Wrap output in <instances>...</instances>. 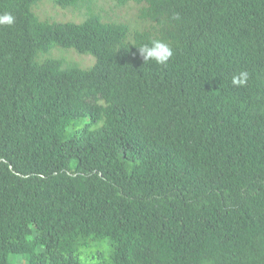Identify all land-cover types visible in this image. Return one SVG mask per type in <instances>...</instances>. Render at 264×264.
Here are the masks:
<instances>
[{"label":"trees","instance_id":"16d2710c","mask_svg":"<svg viewBox=\"0 0 264 264\" xmlns=\"http://www.w3.org/2000/svg\"><path fill=\"white\" fill-rule=\"evenodd\" d=\"M40 1L0 0V264H264V0Z\"/></svg>","mask_w":264,"mask_h":264},{"label":"rangeland","instance_id":"374dc122","mask_svg":"<svg viewBox=\"0 0 264 264\" xmlns=\"http://www.w3.org/2000/svg\"><path fill=\"white\" fill-rule=\"evenodd\" d=\"M91 7L98 12L104 20H128L136 23V7L133 3L117 5L116 0H92ZM34 10L42 18H50L58 21L84 19L88 12L87 5L78 7H61L54 0H41ZM58 54L63 56L67 62H76L83 68H87L93 63V58L89 55L78 54L72 50H62Z\"/></svg>","mask_w":264,"mask_h":264},{"label":"clouds","instance_id":"9594fccd","mask_svg":"<svg viewBox=\"0 0 264 264\" xmlns=\"http://www.w3.org/2000/svg\"><path fill=\"white\" fill-rule=\"evenodd\" d=\"M15 22V17L10 12L0 14V25L11 26ZM144 62L154 61L157 64H166L173 56V50L169 44L162 40H153L150 45H144L138 48ZM249 74L247 71H241L238 75L232 77L234 86H244L247 83Z\"/></svg>","mask_w":264,"mask_h":264}]
</instances>
